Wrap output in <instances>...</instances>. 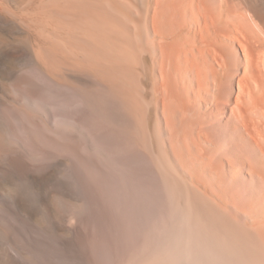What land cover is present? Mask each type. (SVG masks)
<instances>
[{
  "label": "bare ground",
  "instance_id": "obj_1",
  "mask_svg": "<svg viewBox=\"0 0 264 264\" xmlns=\"http://www.w3.org/2000/svg\"><path fill=\"white\" fill-rule=\"evenodd\" d=\"M231 2L0 12V264H264L263 12Z\"/></svg>",
  "mask_w": 264,
  "mask_h": 264
},
{
  "label": "rangeland",
  "instance_id": "obj_2",
  "mask_svg": "<svg viewBox=\"0 0 264 264\" xmlns=\"http://www.w3.org/2000/svg\"><path fill=\"white\" fill-rule=\"evenodd\" d=\"M8 1V3H7ZM18 1L11 2V0H0V12L3 13L4 15L11 17L12 19L16 18L19 15V8H18ZM238 0H232L231 3L237 2ZM253 7H256V9L260 10V13L263 12L262 14V19L260 20L259 18H255V21L260 23V25H264V0H247ZM14 4V5H13ZM258 4V5H257ZM17 13V14H16ZM149 58L145 55L144 56V64L146 66V70L149 65ZM264 83V82H263ZM141 84L144 86V94L151 97V91H150V80L149 77L146 76L141 79ZM149 91V92H148ZM149 93V94H148ZM152 110H150L149 114L152 116ZM153 117V116H152Z\"/></svg>",
  "mask_w": 264,
  "mask_h": 264
}]
</instances>
